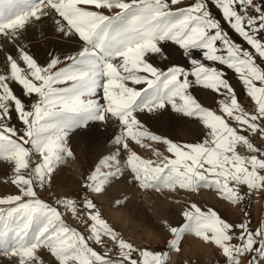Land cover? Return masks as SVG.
Segmentation results:
<instances>
[{"label": "snow or ice", "instance_id": "6c2138e0", "mask_svg": "<svg viewBox=\"0 0 264 264\" xmlns=\"http://www.w3.org/2000/svg\"><path fill=\"white\" fill-rule=\"evenodd\" d=\"M212 3L248 48L233 41L208 0H0V163L17 189L0 196V254L10 264H46L45 255L52 264H170L186 233L219 248L224 264H264V221L253 229L247 216L231 223L191 202L182 225L165 222L167 250L139 248L103 219L91 195L128 176L157 192L215 190L236 207L264 190V144L256 143L264 140V0ZM45 24L38 40L29 35ZM33 41L45 45L42 56ZM196 86L215 107L193 94ZM173 114L200 126L196 142L146 124ZM113 124V151L98 159L83 191L54 205L43 200L40 190L51 187L58 166L75 158L71 137ZM69 214L83 230L66 222Z\"/></svg>", "mask_w": 264, "mask_h": 264}, {"label": "rangeland", "instance_id": "374dc122", "mask_svg": "<svg viewBox=\"0 0 264 264\" xmlns=\"http://www.w3.org/2000/svg\"><path fill=\"white\" fill-rule=\"evenodd\" d=\"M187 2L191 3L192 0H187ZM208 4L211 14L221 22L233 41L248 48L246 42L224 21L221 11L212 3V0H208ZM174 59L180 60L183 66V57H174ZM200 59L203 60L202 53ZM205 63L208 66L224 69V66L217 62L205 61ZM187 67L191 68L190 62ZM226 75L234 85L241 101L251 110V102L245 96L237 75L232 70H227ZM191 91L202 103L209 107H215L212 97L202 87L196 86ZM101 96L102 92H98L95 98L99 100ZM146 124L154 133L177 142H196L202 132L197 123L188 118H176L175 114L172 119L165 117L158 121H146ZM117 127L113 124L107 131L93 127L88 132L81 131L73 135L70 146L75 158L66 157L65 162L58 166L51 187L47 190H40V197L54 205L57 197L79 195L83 191L81 187L83 179L98 159L113 151L111 136ZM256 143L264 144V140L257 139ZM160 148L162 149L163 145H160ZM136 151L144 158L155 159L150 150L136 146ZM11 178L12 174L8 165L0 163V196L16 193L17 189L8 183ZM91 195L102 213L103 219L139 248L167 250L166 242L170 239V231L165 222L172 226L182 225L185 222L182 218V210L191 202H195L203 208H213L222 218L231 223H238L242 220L248 222L245 220L247 216L253 229L264 221V190L253 192L240 207H236L220 199L215 190L201 189L198 193L178 190L173 193L164 189L157 192L154 189L140 188L134 179L128 176L126 179H117L111 182L103 194L92 193ZM254 202L258 205L256 215L253 212ZM64 218L73 228L83 230L79 221L71 214ZM94 247L99 251H105L99 246ZM109 247L114 248L111 244ZM109 255L115 256V249ZM44 258L46 264H52L53 258L48 255H45ZM11 260V256L6 257L0 254V264H10ZM170 264H224V257L221 255L220 249L213 244L204 242L192 233H186L182 237L181 251L171 253Z\"/></svg>", "mask_w": 264, "mask_h": 264}, {"label": "bare ground", "instance_id": "6f19581e", "mask_svg": "<svg viewBox=\"0 0 264 264\" xmlns=\"http://www.w3.org/2000/svg\"><path fill=\"white\" fill-rule=\"evenodd\" d=\"M47 28H48V25H46V26H44V27H40V26H39V28L36 27V28L33 29L32 32H30L29 35L36 37V39L38 40L39 37H40L41 29L46 30ZM33 45H34V46H33V52H35V53H36L37 55H39V56H42V55H43V52H44V47H45V45H44L43 43H41L39 46H36V42H35V41H33ZM75 47L78 49V48L80 47V45H79V44H76ZM204 97H205V96H204ZM166 117H167V116H166ZM146 157H147V156H146ZM155 196H156V195H155ZM253 212H254L255 215H256L257 212H258V205H257L256 202H254V204H253ZM71 222H72V221H71ZM73 223H74V222H73Z\"/></svg>", "mask_w": 264, "mask_h": 264}]
</instances>
